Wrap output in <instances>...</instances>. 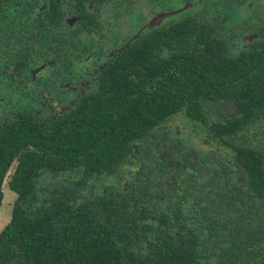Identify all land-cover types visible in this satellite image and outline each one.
Masks as SVG:
<instances>
[{"label":"trees","instance_id":"16d2710c","mask_svg":"<svg viewBox=\"0 0 264 264\" xmlns=\"http://www.w3.org/2000/svg\"><path fill=\"white\" fill-rule=\"evenodd\" d=\"M143 1L185 7L69 111L0 130V264H264L263 0ZM251 22L263 37L227 52L217 37ZM181 111L204 149L163 124Z\"/></svg>","mask_w":264,"mask_h":264},{"label":"flooded vegetation","instance_id":"af4514ba","mask_svg":"<svg viewBox=\"0 0 264 264\" xmlns=\"http://www.w3.org/2000/svg\"><path fill=\"white\" fill-rule=\"evenodd\" d=\"M247 7L258 12L264 22V0ZM159 12L165 10H153L143 0H0V102L5 105L0 130L26 117L41 122L69 111L80 97L97 89L99 75L109 60ZM260 28L251 22L250 29L239 36L226 31V38H217L227 52H238L263 37ZM58 36L66 39L69 55L59 51ZM241 37L251 40L241 41ZM103 48L112 54L100 62L99 56L91 60ZM126 74L133 76L136 71ZM27 78L44 85V90L61 86L73 93L65 98V92L58 95L54 91L50 98L55 102L36 113L32 98L15 94L14 85ZM65 100L69 106L57 109Z\"/></svg>","mask_w":264,"mask_h":264},{"label":"rangeland","instance_id":"374dc122","mask_svg":"<svg viewBox=\"0 0 264 264\" xmlns=\"http://www.w3.org/2000/svg\"><path fill=\"white\" fill-rule=\"evenodd\" d=\"M138 3V1H136ZM234 19H237L238 16L234 15ZM120 23L117 25L119 26ZM113 51V50H112ZM112 54L109 49L103 48V52L97 55V52L91 56V60L95 59L99 56L98 62L102 61L103 59L109 57ZM85 78V77H84ZM87 79V78H85ZM87 83H84L86 85ZM42 84H39L37 81H31L30 79H23L22 81L18 82L14 85V89L16 88L15 94L18 97H29L34 100V107L36 113H42L45 111L44 109L49 105V103H54V100H51V95L54 91L58 92V95L64 93V97L67 98V95L73 92H69L67 89L63 90L64 88L61 86L52 87L48 90H44ZM79 88H82L79 86ZM70 90V89H69ZM68 103V104H67ZM69 106L68 101L59 102L56 107L60 109V107L66 108ZM5 105L0 102V113ZM163 124H167L168 126L174 128L178 135H183L187 140H191V142H195L198 147L204 149L206 147L205 144L200 143L202 138V134L194 131L191 129L187 118L183 115V112H178L170 116ZM12 168L9 169L8 173H10ZM14 198V193L8 190L3 184L2 187V199L0 203V229L1 227L7 222L10 214L11 204Z\"/></svg>","mask_w":264,"mask_h":264},{"label":"water","instance_id":"95a60500","mask_svg":"<svg viewBox=\"0 0 264 264\" xmlns=\"http://www.w3.org/2000/svg\"><path fill=\"white\" fill-rule=\"evenodd\" d=\"M184 7H185V5H183L180 8H177L175 10L159 12L154 16V18L152 20L148 21L145 26L149 28L155 24H158L162 18H165L171 14L177 13V12L181 11Z\"/></svg>","mask_w":264,"mask_h":264}]
</instances>
